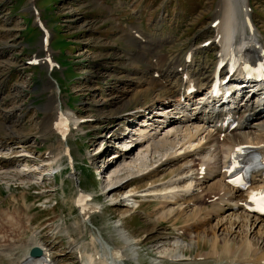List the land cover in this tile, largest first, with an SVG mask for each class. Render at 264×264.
I'll list each match as a JSON object with an SVG mask.
<instances>
[{
  "label": "rangeland",
  "instance_id": "rangeland-1",
  "mask_svg": "<svg viewBox=\"0 0 264 264\" xmlns=\"http://www.w3.org/2000/svg\"><path fill=\"white\" fill-rule=\"evenodd\" d=\"M216 2L0 0V154L6 157L0 158V212L6 210L7 214L17 217L20 226L16 229L9 226L5 215L1 213L0 217L4 219H0L1 235L13 238L18 235L17 238L26 239L34 234L46 243L48 252L58 264H78L73 253L76 249L70 250V246L90 238L89 232L82 228L80 215L78 217L71 204L75 192L80 189L92 195L93 202L90 204L93 203L98 212L91 213L89 218L104 237L108 230L120 223L132 234L136 241L134 249L137 257L128 261L129 264H215L196 256L197 252H204L210 247L208 242L199 241L200 247L193 241L190 245L185 243L202 227L206 229L208 237L212 235L214 219L184 227L185 232L181 236L175 228L185 223L183 217L178 220L169 215L158 218L163 208H158L162 198L157 195H161L159 193L165 187L164 192H167V185L173 181H178V188H182V183L190 175L189 171L182 174L181 180L168 173L174 161L157 168L158 159L162 157L161 151H151V156L150 153L140 156L134 167L122 165L120 159L114 162L112 154L121 149L124 152L123 149L129 148L134 139H138L137 134L128 138L127 129L131 130V134L137 133L134 128L138 125H129L133 119H122V112H128L138 104L147 105L150 98L169 87L167 83H161L160 76L150 77L151 70L145 72L149 62L152 68L170 61H173V66L175 62L181 61L186 49L194 47L191 49V72L200 69L201 75L209 73L207 71H210L214 57V45L197 48L196 45L211 35L208 25L213 18ZM232 3L238 10L243 9L239 0ZM246 5L253 24L264 38V0H247ZM32 6L48 31L49 48L46 47L49 52L40 50L45 46L39 42L40 30L32 23ZM241 14L243 16L242 11H239V18ZM128 26L140 31L146 41L138 43L139 40L129 33ZM31 55L34 57L33 64H26L25 61ZM160 55L164 56L162 62V58L159 61ZM50 57L56 66H52L49 71L44 59ZM49 76L56 78L58 100L56 97L49 100L51 95H56L57 89ZM136 81L144 84L137 86ZM143 87L147 89L139 94L132 93ZM54 104H60L64 113L67 110L74 111L81 120L77 124L75 119L71 120V129L63 141L46 127L49 116L54 112ZM152 108L149 110H155ZM143 114L134 119L135 122H141L146 114L152 112ZM111 133L114 135L108 138ZM66 145L71 156L70 162H66L61 155ZM49 150L60 153L58 161H47L50 166L58 162L61 167L52 176L50 172L42 175L38 159H47L45 152ZM138 152L139 147L135 146L127 158L137 157ZM21 153L32 157L23 158ZM197 157L192 155L187 164L192 171ZM213 158L214 155L208 159L210 164ZM24 163H27L30 171L25 172ZM57 164L54 163V169ZM71 166L75 169L73 174H70ZM149 168L153 173L142 176L141 172ZM117 169L121 171L115 173ZM127 180L130 183L125 190H132L133 196L118 194L116 200L107 196L105 192L108 186ZM153 180L155 186H150ZM189 184L186 181V185ZM188 189L186 193L189 194L196 191L194 184ZM85 226L86 229L91 228L90 225ZM198 226L200 228L196 229ZM218 235L221 241L224 232H218ZM174 237L183 238L185 242L177 250L176 258L170 260L161 252L174 246ZM240 237L241 234L235 235L234 239L237 241ZM251 238L254 240L255 235ZM118 242L115 241L116 244ZM20 253L17 252L15 256H20ZM161 255L163 258H159ZM3 257L0 254V264L7 261ZM156 260L160 262L156 263Z\"/></svg>",
  "mask_w": 264,
  "mask_h": 264
},
{
  "label": "bare ground",
  "instance_id": "bare-ground-1",
  "mask_svg": "<svg viewBox=\"0 0 264 264\" xmlns=\"http://www.w3.org/2000/svg\"><path fill=\"white\" fill-rule=\"evenodd\" d=\"M226 1L224 0L220 2V0H217V2L215 3V9L211 21H216V24L213 27V37L211 39V42L212 43L218 42V36L220 31L226 30L225 32L228 33L227 29L230 27L231 24L233 33L231 34L232 32L231 29L230 30L231 35L229 37L231 39L233 38L234 41H233V46L229 48L228 50L229 52H227V55L229 54L238 55L236 52L243 51V53H240V56L246 57L248 55H253L259 50H264V46L261 42L262 40L261 33H257L256 29L253 27L252 30L247 32L244 29L242 22H240L239 11H242L243 19L248 16L247 14L248 6L246 5L247 0H239V5L240 7L243 8L241 10H238L235 4L232 3V1L235 2L237 0H226ZM230 18H231V23L229 22ZM192 49H194V47ZM161 55L159 57V61L162 57H164ZM162 61H164V58L161 59V62ZM154 62L157 63V61ZM149 64L150 62L146 65L144 69L146 73L148 70H152V67H150L152 63L150 65ZM158 66H159L158 71L162 75L161 78L165 80V83L169 84L168 89L161 91L159 94H155L152 98H150L151 102L149 101L147 105L143 103L138 104L137 106L130 109L131 111L127 112L126 114L122 112V114L120 115L122 119L125 118L133 119V116H129V115L143 114L144 111L149 109V107L152 106L153 104L161 105L165 100H167L168 97L173 96L177 92L178 87L179 85L182 84V82L178 83V81H176L177 75H181V72H178L176 68L178 66H183V64L181 65L180 63L173 64L172 67V62H168L165 64H163L162 62V64ZM201 74L202 72H199L195 76L197 79H199L200 82H203L205 79L209 77L208 74H205L202 76V78H200ZM141 83L143 82L142 81L135 82L137 86H140ZM146 89H147L146 87H143L142 89L140 90L138 89V91H133L132 93L135 94L136 92H138L139 94V92H143ZM55 94H56L55 96L54 94L53 95L50 94L51 96L49 100L51 98L54 99V97L58 96L57 89L55 91ZM56 100H58L57 97ZM188 102L189 99H186L181 104L176 103V106L188 107L187 106ZM57 108H60V104H56L54 106V110H56V112H59ZM153 109L155 110L153 111L154 113L150 116V118L144 119L142 122L138 124V127L134 128L135 131H137V133L131 134V130L127 132V134L129 135L128 138H131L132 135L137 134L138 139H134V143L129 148L123 149L125 150L124 152L121 149L116 153L112 154L114 158L113 161L115 162L116 160L120 159L122 165H126V167H134L141 158L140 156H144L146 155V153H150L151 151L154 152L161 151L162 157L158 159V164H156L157 168L166 165L169 162L174 161V165H172V168L169 169L170 171H168V173L178 176L177 179L181 178V180L183 177L182 174H184V172L189 171L190 175L182 183L184 185L182 188H178L180 187L178 181H173L167 185L168 186L167 192L166 191L164 192V190L166 189L165 187L163 188V191L159 193L161 195H157L162 198V200H159L158 208H163V210L159 212L160 215L158 218H165L167 215H169V216H175L174 217L175 220H178L179 218L183 217L185 223L179 226L178 228H175L178 231H181L182 235L184 234L185 229L184 230H179V229L184 227L189 228L192 224L197 225V224H201L202 222H205L208 219L211 220L214 219V223L211 225L213 234L210 235L209 237L207 236V233H205L206 229L204 230L203 227L200 228V226H198L196 227V229L200 228V230H196L197 232L195 233L194 237L190 238L188 242H185L183 238L174 237V242H173L174 246L168 247L167 249L163 250L161 253L166 256L176 257L178 255L176 252L177 250L180 249V246L183 242H185L187 245H190L191 242L193 241L196 243L197 247H200L199 245L200 242L203 243L208 242L210 244V247L204 252L200 251L197 252L196 254L197 257L201 256L202 260L207 259L212 262H215V264H264V219L250 215L246 213L244 210L241 209L234 210L232 208L233 205H235L238 200H242L243 198L239 192H237L235 189L229 188L227 185H225L222 182L223 173H221L220 171V165H219L220 159L218 158L215 160L214 158V161L210 165L203 161H200L198 163V167L196 166L193 171L192 168H190V166H187L188 162L191 160L190 156L192 154L199 155L201 158L206 157L207 159H210V157L213 155L216 156V153L213 152L209 153L208 155L203 154L208 150H210L211 147L217 144L216 135L212 133L210 130L205 129V127H203L202 125L198 124V120L194 122L192 120H189L188 119L189 117L184 118L186 120L184 119L177 120L176 117L178 115L177 116H172V115L174 114L176 115L179 112L175 111L173 107L171 108V105L170 106L167 105L166 107H162V108L154 107ZM53 113L50 116L48 115L50 119L48 126L46 127H48V131L51 133V131L54 129L51 130L50 128L53 125H59L57 131L61 134L63 132L61 128V124L66 120V118L62 115H59V113H57L58 114L57 117L54 116L53 118ZM66 116L70 119H75L74 120L75 123L79 122L80 120L78 116L74 115V111L72 110H67ZM60 121L62 122L61 124ZM131 121L132 120H130L129 124L133 125V121L132 122ZM249 126L251 127L245 130H237L231 132L229 135H226L222 141L225 140L235 141L233 142V146L236 143L248 141L250 142L251 145L256 146L257 147L256 150L261 155L264 156V146H263L264 116H262L257 120L252 121L249 124ZM112 135L114 134L111 133V135L108 138H110ZM224 145L225 144H221L217 146V148L220 149V153L223 152V150H221V146ZM135 146L139 147V152L136 154L137 157L127 158L128 153L131 152V149L134 148ZM52 151L53 150H49L45 152L47 159L38 158L41 165L40 167L42 170V174H45L47 172L49 173L50 171H52L49 162H45V160L53 159V161H58L60 158V153L58 151L54 153ZM21 155L23 156V158L32 157V155L26 153H21L20 156ZM66 155L68 156V153ZM149 155L151 156L152 153H150ZM0 157L6 158L5 156L2 155H0ZM120 164L121 163H119V165ZM201 165H204L203 174H200ZM27 166L28 165L26 163L24 169H26L27 171L25 172L31 170V169L29 170ZM126 167H123V169H125ZM185 168L187 169V171L185 170ZM36 169L37 167L35 168V170ZM118 170L119 169L115 170L114 172L119 173L121 171ZM139 170H141V168ZM151 173H153V171L152 169L149 168L148 171L141 172V175L143 174L142 176L144 175L146 176ZM151 176H156V175H151ZM157 179L155 180L157 181ZM155 180L150 181V186H155V184L153 183ZM186 181H189L190 184L186 185ZM129 183L130 180L129 181L127 180L125 182L118 183L117 185L114 184V186L113 185L108 186L107 191L105 193L107 194V196H111V199H115V200L118 194L120 195L126 193L132 196L133 195L132 190H125V188L129 186ZM193 184L194 187L196 188L195 189L196 191L194 190L195 192L192 191L193 193L191 192L190 194L186 193L189 190L188 188ZM108 185L110 184L108 183ZM261 185H262L261 180L258 179L255 175L252 187H258ZM147 189L150 190L151 188H147ZM182 191H184L185 193L184 192L182 193ZM206 204L208 206H206ZM3 210H5V208H3ZM93 210L94 208L89 206V208H86L83 211V213L80 214V220L83 225L82 228H85V230L89 232L90 235L89 240L87 241L81 240L80 242L70 246V250L76 249L75 251H73V253L75 252L74 254L78 259V264H129L128 261H133L135 257H137L136 256L137 252L134 249L135 247L134 243L136 241L134 240L132 234L122 225V223H120L117 227H113L111 230H108L107 236L104 237L103 234L99 231V229L91 223V220L87 215L89 212ZM1 213L2 215L3 214L5 215L4 219L5 218L7 219V224L9 226L11 227L13 226V228L15 227V229L20 227V226L18 227L19 221L16 219L17 217L13 216L12 214L11 215L7 214L6 210L5 212L4 211L0 212V214ZM0 219L2 218L0 217ZM86 224L90 225L91 228L86 229L85 226ZM209 226L210 225H208V228ZM4 229L6 231V227ZM218 232L220 233L224 232V236L221 237L222 238L221 241L219 240ZM240 234L241 237L238 238V240L236 241L234 239L235 235L240 236ZM253 235H255L254 240L253 238H251ZM17 236L16 238H13L11 236L7 237L6 234L3 235L0 234V254L1 256H4L3 258L7 259L5 264H23L25 260L28 258L27 254L29 247L37 246L40 247L42 250H44L43 247H46L45 246L46 243L44 244V242L36 238L34 234H30L26 239L17 238ZM115 241H119L118 242L119 244H116ZM19 251L22 252L20 253L21 255L15 256V254H17V252L19 253ZM157 262L159 263L160 261L156 260V263Z\"/></svg>",
  "mask_w": 264,
  "mask_h": 264
},
{
  "label": "snow or ice",
  "instance_id": "snow-or-ice-1",
  "mask_svg": "<svg viewBox=\"0 0 264 264\" xmlns=\"http://www.w3.org/2000/svg\"><path fill=\"white\" fill-rule=\"evenodd\" d=\"M241 148H237L236 152H241ZM237 167V165L233 162L231 167H229L227 170L232 171L233 168ZM237 180H239V177H237ZM250 200H252L254 203L257 204V209L260 212H264V190H260V192H254L250 197Z\"/></svg>",
  "mask_w": 264,
  "mask_h": 264
},
{
  "label": "water",
  "instance_id": "water-1",
  "mask_svg": "<svg viewBox=\"0 0 264 264\" xmlns=\"http://www.w3.org/2000/svg\"><path fill=\"white\" fill-rule=\"evenodd\" d=\"M38 253H39V249H38L37 247H33V248H31L30 251H29V254H30L31 256H35V255H37Z\"/></svg>",
  "mask_w": 264,
  "mask_h": 264
}]
</instances>
